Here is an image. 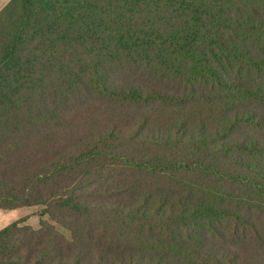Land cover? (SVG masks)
<instances>
[{"label":"trees","instance_id":"obj_1","mask_svg":"<svg viewBox=\"0 0 264 264\" xmlns=\"http://www.w3.org/2000/svg\"><path fill=\"white\" fill-rule=\"evenodd\" d=\"M100 103L151 111L73 138ZM29 208L0 264H264V0H10L0 210Z\"/></svg>","mask_w":264,"mask_h":264},{"label":"rangeland","instance_id":"obj_2","mask_svg":"<svg viewBox=\"0 0 264 264\" xmlns=\"http://www.w3.org/2000/svg\"><path fill=\"white\" fill-rule=\"evenodd\" d=\"M10 0H0V10L9 2ZM80 108L81 112H73L71 117L75 125L71 128L73 130V138L84 135L87 132L96 131L97 129L103 127L108 123H117L119 126L130 125L137 119L142 116H145V113L151 111V108L137 107V108H111V106L105 104H94L88 105ZM91 111V112H90ZM155 112V109L152 110ZM77 112V113H76ZM91 113V114H88ZM153 114V113H152ZM67 129V127H66ZM32 210L34 209H22V211L17 210V216L21 217L24 215L30 216ZM20 212V213H19ZM20 214V215H19ZM39 217L31 216L26 222L27 225L30 224L34 227L39 224ZM63 230V229H62ZM256 247L255 243L250 246L247 244L243 245L238 253L239 264H252L256 257L254 256L253 250ZM264 248V246H263Z\"/></svg>","mask_w":264,"mask_h":264},{"label":"crops","instance_id":"obj_3","mask_svg":"<svg viewBox=\"0 0 264 264\" xmlns=\"http://www.w3.org/2000/svg\"><path fill=\"white\" fill-rule=\"evenodd\" d=\"M17 213H18L17 210H12V211L0 210V229L7 226L14 220L18 219L20 216L18 217Z\"/></svg>","mask_w":264,"mask_h":264}]
</instances>
